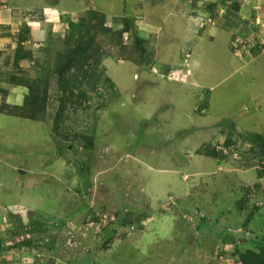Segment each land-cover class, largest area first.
Returning <instances> with one entry per match:
<instances>
[{
    "label": "rangeland",
    "instance_id": "obj_1",
    "mask_svg": "<svg viewBox=\"0 0 264 264\" xmlns=\"http://www.w3.org/2000/svg\"><path fill=\"white\" fill-rule=\"evenodd\" d=\"M26 1L59 15L15 63L29 97L10 112L42 123L0 116V264L259 253L264 162L244 136L264 137V0Z\"/></svg>",
    "mask_w": 264,
    "mask_h": 264
},
{
    "label": "crops",
    "instance_id": "obj_2",
    "mask_svg": "<svg viewBox=\"0 0 264 264\" xmlns=\"http://www.w3.org/2000/svg\"><path fill=\"white\" fill-rule=\"evenodd\" d=\"M30 5L31 3L29 4L26 0H0V106L6 105L11 108L23 106L29 95V89L19 81L15 63L17 62V66L24 70H29L32 67L35 52L39 50V47H42L43 43H46L48 37L49 23L45 20L49 17L55 20L59 15L58 10L46 8L37 11L40 14V20L33 19L32 16L24 14L36 9ZM152 9L156 10L158 6L154 5ZM19 47L22 48V51L31 52L32 59L19 57ZM0 116L22 122H40L4 113H0ZM11 154V152H6L0 155L9 158L12 156Z\"/></svg>",
    "mask_w": 264,
    "mask_h": 264
},
{
    "label": "trees",
    "instance_id": "obj_3",
    "mask_svg": "<svg viewBox=\"0 0 264 264\" xmlns=\"http://www.w3.org/2000/svg\"><path fill=\"white\" fill-rule=\"evenodd\" d=\"M28 97L25 99L24 104L21 108L7 107L8 110L7 112H4V114L19 117L18 114H16L15 112L12 113L10 111H17V113H19V111H22L23 108L26 106V100L28 99ZM244 140L250 144L256 145L259 148L260 154L262 156L261 162H264V137L256 133H251V134L244 136ZM210 156L213 158H218V157H221V154L220 153L217 154L216 152L213 151V152H210ZM263 178H264V174H263ZM259 248H260L259 253L248 251L243 254H240L238 256V263L239 264H264V245H260Z\"/></svg>",
    "mask_w": 264,
    "mask_h": 264
},
{
    "label": "built area",
    "instance_id": "obj_4",
    "mask_svg": "<svg viewBox=\"0 0 264 264\" xmlns=\"http://www.w3.org/2000/svg\"><path fill=\"white\" fill-rule=\"evenodd\" d=\"M252 11H254L256 14H259V15H257L256 16V25H260V22L258 21V18L260 19L261 18V15L260 14H262V16L264 17V12L262 11V9L260 8V7H254L253 9H252ZM264 26V24L263 25H261V27H263ZM187 58V57H186Z\"/></svg>",
    "mask_w": 264,
    "mask_h": 264
}]
</instances>
